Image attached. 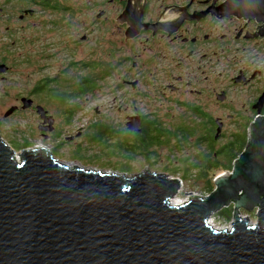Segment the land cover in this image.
Returning <instances> with one entry per match:
<instances>
[{
    "label": "flooded vegetation",
    "instance_id": "af4514ba",
    "mask_svg": "<svg viewBox=\"0 0 264 264\" xmlns=\"http://www.w3.org/2000/svg\"><path fill=\"white\" fill-rule=\"evenodd\" d=\"M56 2L0 0V64L7 67L0 80L8 77L13 55L24 69L37 57V84L11 106L15 113L20 98L32 100L24 111L35 115L41 146L54 156L83 149L85 138L93 149L94 127L108 126L138 145L145 131L151 133L148 126L162 125L167 139L177 127L193 134L183 135L187 141L200 138L211 147L223 125L208 107L228 101L227 90L220 89L226 75L231 85L248 89L241 103L245 112L234 123L244 126L264 114V98L253 107L264 94L263 23L241 15L236 0L229 7L227 0H70L67 7ZM34 19L45 26L43 36L30 37ZM108 92L117 101H98ZM243 137L242 131L230 140L236 144Z\"/></svg>",
    "mask_w": 264,
    "mask_h": 264
},
{
    "label": "water",
    "instance_id": "95a60500",
    "mask_svg": "<svg viewBox=\"0 0 264 264\" xmlns=\"http://www.w3.org/2000/svg\"><path fill=\"white\" fill-rule=\"evenodd\" d=\"M236 5L264 35V0ZM20 103L24 110L32 100ZM213 175L209 194L172 205L179 181L166 174L70 167L42 146L16 153L0 137V264H264V114L248 124L231 171ZM229 205V227H211L207 219ZM239 208H255L256 220Z\"/></svg>",
    "mask_w": 264,
    "mask_h": 264
},
{
    "label": "rangeland",
    "instance_id": "374dc122",
    "mask_svg": "<svg viewBox=\"0 0 264 264\" xmlns=\"http://www.w3.org/2000/svg\"><path fill=\"white\" fill-rule=\"evenodd\" d=\"M69 1L70 0H57L56 3L61 7H67ZM44 28L45 26L42 27L41 24H39V21L34 19L28 24V33L30 37L34 38H36L37 35H40V32H42L41 36H43ZM108 31H110V29ZM32 48V55H36V42H34ZM8 62L10 65V73L5 80H0V137L12 149H14L16 153H18L21 147H14V144L21 145L27 140L29 143L27 147H39L43 143L37 131L38 122L31 111H24L25 109L22 110L19 108L15 113L13 112V114H10L7 117L3 116L4 112L12 107L11 105H15V99L17 97L25 96L37 84L38 76L35 69L37 57L32 59L31 65L27 69H24L20 58L17 56L13 55ZM230 77L231 75L222 76L220 87L221 90H227L229 95L228 101L225 105H209L208 107L213 115L220 117L223 125L221 129V133L223 134H220L219 137L216 138L215 143L213 144L214 149H219L224 145H230L231 150L236 149L237 146L235 145V142L231 141L233 135L242 133V131L246 134L248 126V123L244 126H240L239 124L236 125L234 123L235 120L237 121L238 113L245 112L241 108V103L246 100L248 89L239 85H231L229 81ZM116 80L117 77H111L108 85L112 87L116 84ZM98 101H117L116 94L112 92L103 93L102 98L98 99ZM228 113H233L234 116L228 117ZM251 117L253 118V116ZM109 121L113 122L112 120ZM160 128H162V125H160ZM66 129L69 130L70 128L67 127ZM93 132L94 136L101 134L102 136L104 135V137H110V133L107 129L101 131L97 127H94ZM188 141L189 142L184 143L183 145L179 143L173 145L171 141L169 143L167 142L166 145H153V143L142 145V142L138 145L134 144L132 140L120 137L112 140L101 139L98 141L96 147L88 149V146L90 145L89 140L85 138V142H81L84 147L83 149L74 148L68 152L62 150L60 153L55 154V157L63 163H68L71 166L77 165L85 168L90 167L101 169L103 171L123 172L126 175H133L144 169L154 171L155 173L166 174L171 178L178 179L179 186L173 198L176 197L175 199L182 203L191 197L204 196L210 193L207 192L205 179H197L194 169L189 172L190 175L188 172L186 173L185 171H182L183 167L193 163V158L204 156L203 154L205 151L209 149L208 146H204L203 144L198 145L193 143V141ZM115 148H120L121 150L114 151ZM138 155L141 156L136 158ZM217 155L218 154H216V156ZM182 159L187 160L183 162L181 161ZM219 162L218 165L226 164L224 159H220ZM231 167L229 169L226 168L228 173L231 171ZM175 169L178 170L172 172ZM216 169L217 168L209 171L212 183L215 178L213 172H215ZM212 188L214 189V184L212 185ZM229 206L231 207V215L229 216V219L218 215L220 210L210 216L209 219L214 227L223 228L230 225V222L234 219V212L233 207L231 205ZM238 215L242 218L248 216L249 223H253L256 220V209L254 208L251 211H245L242 208H239Z\"/></svg>",
    "mask_w": 264,
    "mask_h": 264
},
{
    "label": "trees",
    "instance_id": "16d2710c",
    "mask_svg": "<svg viewBox=\"0 0 264 264\" xmlns=\"http://www.w3.org/2000/svg\"><path fill=\"white\" fill-rule=\"evenodd\" d=\"M100 130V127H97ZM151 133L145 131V133L142 136V139L140 141V143L142 142V145H146V144H151L153 143V145H166L167 142L169 143L170 141L173 143V145L176 144H181L183 145L184 143H187L189 141L186 140V138H183V135H187V136H192L193 134H191L190 132H185V130L181 129V128H175L173 132L168 131V139H167V135L165 132H160V130L162 128L159 127H155V126H148L147 127ZM104 128L101 131H105ZM110 133V137H104V135L102 136L101 134L94 136V147H96L98 145V141H100L101 139L104 140H112L115 138H120L119 134L120 132H118L117 130H110V127L108 126L107 129ZM165 131V130H164ZM244 135V134H243ZM237 137V134L233 135V139H235ZM176 139V140H173ZM124 139V138H123ZM200 138H198L197 141H193V143L196 144H200L202 142V139L199 140ZM182 140V141H179ZM185 140V141H183ZM11 143H13L12 141H10ZM246 139L245 137H243L240 141L235 144L237 146L236 149L231 150L230 149V145H224L223 147L219 148V149H214L213 145L211 147H209V149H207L205 151V153L203 154L204 156H198L193 158V163H191L188 166H185L182 168V171L184 172H190L192 169H194L195 171V176L196 178H204L205 179V184H206V189L207 192H210L213 188H212V178L209 176V171L215 168H220V167H225L227 169H229L231 167V162L237 157V155L242 151L244 145H245ZM210 143V142H209ZM14 144V143H13ZM29 145L28 141L25 140L21 145H16L14 144V147H18L20 146L21 148L27 147ZM117 145L119 146V144L117 143ZM120 148H115L114 151L119 150ZM223 149H225L226 153H220ZM121 150V149H120ZM216 152L217 154H219V156H215L213 153ZM220 159H224L226 164L223 165H218V163H220ZM187 159H182L181 161H185ZM178 169L173 170L172 172H175ZM126 171V170H124ZM190 175V173H189ZM184 177V176H183ZM230 209V212H229ZM218 215L229 219V216L231 215V207L227 206V207H223L222 209H220V211L218 212Z\"/></svg>",
    "mask_w": 264,
    "mask_h": 264
},
{
    "label": "bare ground",
    "instance_id": "6f19581e",
    "mask_svg": "<svg viewBox=\"0 0 264 264\" xmlns=\"http://www.w3.org/2000/svg\"><path fill=\"white\" fill-rule=\"evenodd\" d=\"M36 107H39V106H36ZM36 107H35V110L36 111H38L37 109H36ZM39 111H40V107H39ZM38 111V112H39ZM16 157H18V154H16ZM69 165V164H68ZM70 167H73V165L71 166V165H69ZM76 166V165H75ZM174 197V196H173ZM173 197H171L170 199H169V203L170 204H172V205H179L180 204V202H179V200H176L175 198H173ZM207 223L209 224V225H211V227H214L213 226V224H212V222L210 221V219L209 220H207ZM214 228H216V227H214Z\"/></svg>",
    "mask_w": 264,
    "mask_h": 264
},
{
    "label": "clouds",
    "instance_id": "9594fccd",
    "mask_svg": "<svg viewBox=\"0 0 264 264\" xmlns=\"http://www.w3.org/2000/svg\"><path fill=\"white\" fill-rule=\"evenodd\" d=\"M24 148H26V147H24ZM182 203H183V202H182ZM209 218H210V217H209ZM209 218H208V219H209ZM208 219H207V220H208Z\"/></svg>",
    "mask_w": 264,
    "mask_h": 264
},
{
    "label": "built area",
    "instance_id": "2783aa9c",
    "mask_svg": "<svg viewBox=\"0 0 264 264\" xmlns=\"http://www.w3.org/2000/svg\"><path fill=\"white\" fill-rule=\"evenodd\" d=\"M209 220V219H208ZM227 227H229V226H227Z\"/></svg>",
    "mask_w": 264,
    "mask_h": 264
}]
</instances>
